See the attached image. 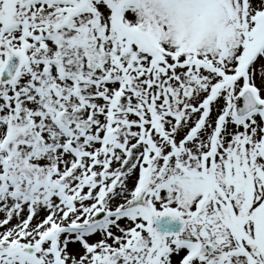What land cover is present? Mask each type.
<instances>
[{
	"label": "snow or ice",
	"instance_id": "6c2138e0",
	"mask_svg": "<svg viewBox=\"0 0 264 264\" xmlns=\"http://www.w3.org/2000/svg\"><path fill=\"white\" fill-rule=\"evenodd\" d=\"M0 264H264V0H0Z\"/></svg>",
	"mask_w": 264,
	"mask_h": 264
}]
</instances>
